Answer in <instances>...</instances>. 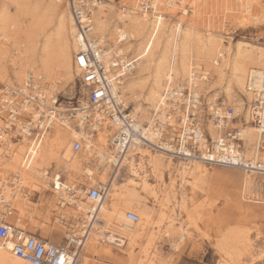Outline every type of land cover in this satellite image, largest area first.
<instances>
[{
    "label": "bare ground",
    "instance_id": "bare-ground-1",
    "mask_svg": "<svg viewBox=\"0 0 264 264\" xmlns=\"http://www.w3.org/2000/svg\"><path fill=\"white\" fill-rule=\"evenodd\" d=\"M186 1L183 0V6L187 4ZM198 1L195 0L189 5L192 10H196ZM249 1L251 6L257 5V0ZM135 2L137 0H124L123 8H117L113 2L98 4L93 10L91 33L88 39L97 46L106 48L96 51V56L105 65L111 57L115 56L129 63L130 68L127 72L119 73L117 70L115 72L121 76L118 90H120L123 105L137 119L138 124L146 122L151 111L165 101L168 90L175 87L171 85H177L180 90L187 88L189 93L194 92L196 97H200L196 89L198 84L199 92H201L208 85L223 80L225 81L223 91L227 100L232 101L236 99L234 98L236 96L246 99L233 106L236 116L238 114L243 117L237 120L242 140L240 150L242 161L240 162L244 163V160L264 162V147L261 144L262 141L264 142V135H260L259 127L251 122L248 106L253 98L247 92V87L259 89L264 83V52L238 49L231 63L224 69L214 72L215 75H213L211 67L215 65L217 46L224 45L221 38H217L218 41H216L209 33L202 36L200 33L190 31L180 35L176 28H172L167 34L162 28V14L174 8V1L153 0L154 11L149 16L137 13ZM63 4L62 0H49L47 7L41 13V18L36 15V18L32 20L29 27L30 34L27 37L29 43L27 50L21 51L17 58L11 60L6 66L0 63V84L5 89L15 87L13 80L20 86L29 76H32L37 82L36 85H41L45 94L51 96L53 93H61V80L70 83L79 76L80 70L73 61L78 51L76 31L67 7L60 9ZM128 4L134 8L129 7ZM236 16L238 22L247 21L242 14ZM253 21H263V18L256 17ZM50 23L53 24L51 32L45 33ZM6 28L7 19L1 17L0 33H3L4 37ZM43 33L45 34L40 49L41 54L37 59V40ZM178 40H182L180 46H177ZM10 71L13 77H10ZM237 90L238 92L235 93ZM83 92H86L84 88ZM1 93L0 103L4 100ZM221 103L226 104L225 101ZM218 104L212 103L208 107L204 102L202 103L208 112ZM2 106L0 104V107ZM41 109L44 107L41 106ZM202 109L204 108L201 106ZM56 110L59 115L65 111L60 105L56 107ZM23 111L22 116L37 122L38 112L32 107H25ZM50 120L53 123L49 125V128L33 139L28 123L18 121L13 125L3 120L0 113V206L2 207L0 212L6 211L10 204L19 212L25 211V208L30 205L47 211L53 209L57 213L54 220L58 224V229L61 227L74 234L77 231L84 237L79 250L71 256V264H84L83 250L87 249L91 242L98 240L120 248L128 246L126 251L131 260H133L135 246L142 239L147 240L146 246L140 252L142 258L148 256L149 251L153 249L154 240L160 233L168 238L176 237L174 241L176 246L183 241L189 233L188 229L175 224L177 219L170 206L178 205V210L180 208L187 213L184 227L194 224L193 216L191 218L189 209L185 207L182 186L186 183L190 189H196L207 175L206 164L198 160L188 162L175 160L169 155L143 148H136L118 156L116 149L110 146V136L115 126L112 129L107 127L99 129L91 137L92 139L84 137L86 142L83 144V149L78 153H73L71 149V155H69L70 143L82 138V132L67 124L61 125L57 116ZM204 126L213 138L220 136L221 131L214 127L210 118H206ZM258 145L262 148L258 149ZM53 166L55 173L50 175L49 170ZM221 167L243 173L241 189L245 181L252 179L242 170ZM59 168L64 171L65 179L59 177ZM121 170H124L126 177L118 181L117 175ZM107 173L111 174L108 181ZM167 173L169 183L164 184L163 178ZM80 175H85L86 179L92 183L96 182L95 184L104 192L103 194L109 195L111 204H104L103 196L95 204L90 202L86 192L77 185ZM174 176H178L180 180V195H178L180 201H176ZM149 177L156 179L155 182L160 184L157 189L148 183ZM121 190L125 191V196L120 194ZM138 190L147 195L150 194L155 207H148ZM32 194L39 196L37 201L39 204H33L30 201ZM48 194H51V197H48ZM76 194L84 196V200L77 199ZM240 199L244 203H250L245 200L242 190ZM258 203L264 204V201ZM233 206L245 218H251L252 221L264 220V211L256 212V209L254 211L238 203ZM132 210H135L139 217L136 223L126 219V212ZM211 214V208L206 210L208 217H211ZM198 219L201 220V218ZM99 222L102 224L100 225ZM43 229V226L36 225L27 231L37 237V230L42 232ZM248 232V229L240 233L232 232L233 237L230 236L235 242L233 245L236 244L239 249L242 247L245 253L251 254L253 248ZM57 233L60 232L57 231ZM50 235L52 236L53 233ZM37 238L47 237L42 235ZM45 242L57 246L47 240ZM260 252L264 254V249ZM0 264L27 263L17 258L12 253L11 244L7 243L0 244Z\"/></svg>",
    "mask_w": 264,
    "mask_h": 264
},
{
    "label": "built area",
    "instance_id": "built-area-1",
    "mask_svg": "<svg viewBox=\"0 0 264 264\" xmlns=\"http://www.w3.org/2000/svg\"><path fill=\"white\" fill-rule=\"evenodd\" d=\"M123 1L65 0L64 4L75 27L78 46L73 61L80 70L78 79L86 92L75 102L62 101L61 93H53L51 96L45 94L41 85H36V80L29 76L23 85L6 89L3 87L1 95L4 100L0 103L3 105L0 107L2 119L13 125L18 121L26 122L29 124V131L38 135L47 130L53 123L50 119L57 116L61 125L67 124L82 132V138L72 143L73 153L83 149L86 142L84 137L92 139L99 129H112L115 126L110 136V146L116 149L118 156L143 148L169 155L175 160H198L208 166L239 169L252 178L242 186L245 200L250 203L263 202L264 162H240L242 140L237 120L241 115L236 116L233 106L222 104L219 100L218 106L208 112L200 97H196L194 92L189 93L187 88L180 90L177 85L168 90L165 101L154 108L148 120L141 125L123 105L118 90L121 78L118 72H127L129 63L115 56L105 65L96 56V51L106 48L99 47L88 39L95 7L101 3L113 2L117 8H123ZM152 2L153 0H137L135 11L139 14L153 12ZM115 70L118 71L117 74ZM247 92L253 98L248 106L251 122L259 127V134L264 135V83L259 89L247 87ZM58 105L65 109L60 115L56 110ZM201 106L204 109L201 110ZM25 107H32L38 112L37 122L21 115ZM206 118H210L214 127L221 131L219 137L209 135L204 126ZM261 144L264 145V142ZM259 148L262 147L258 145ZM85 192L93 204L104 193L96 184ZM0 214V244L10 243L12 253L27 264H71L73 252L79 250L84 240L82 235L68 231L64 235V241L55 246L7 221V216L12 214L9 208ZM126 219L136 223L139 217L132 211L126 213Z\"/></svg>",
    "mask_w": 264,
    "mask_h": 264
},
{
    "label": "rangeland",
    "instance_id": "rangeland-1",
    "mask_svg": "<svg viewBox=\"0 0 264 264\" xmlns=\"http://www.w3.org/2000/svg\"><path fill=\"white\" fill-rule=\"evenodd\" d=\"M62 1L64 2L65 0ZM173 1L175 3L174 8L162 14V28L167 34L172 28H176L180 32V35L185 31H190L191 33H200L202 36L209 33L216 41H218L217 38L222 39L224 45L218 44L219 46H217V56L215 54V65L211 67V74L215 75L214 72L216 73L224 69L226 65H229L233 56L236 54L235 51L238 49L241 51L257 50L264 52V0H257L255 7L251 6L249 0H199V4L195 8L196 10H192L189 6L195 0H187L185 6L182 5L183 0ZM48 3L49 0H0V19L1 17L7 19L5 37L3 33H0L1 65H8L11 60L17 58L21 51L27 50L29 44L27 37L30 34L29 27L31 26L32 20L36 15V17L41 18V13L47 7ZM136 5L137 2H135V9ZM64 6L63 4L60 9ZM129 7L134 8L132 5H129ZM241 14L247 18V21L238 22L236 20V15ZM144 15L149 16L150 13H144ZM256 17H262L263 21L254 22L253 18ZM52 25L50 23L47 26L48 28L45 29V33L51 32ZM45 33L40 35L37 40V59L41 54L40 49ZM181 42L182 40H178L177 46H180ZM10 77H13L11 71ZM60 82V85H62L60 94L62 101L70 100L71 102H75V100L82 97L83 88L80 85L78 77H75L70 83L63 80ZM224 82L223 80H218V83L208 85L201 92H199L200 86L198 84L196 89L205 105L209 107L210 104H217L220 100L221 102L225 101L226 104L231 106H236V103L243 102V100L246 101V99L239 96L234 97L236 99L232 101L227 100L223 91ZM15 85L18 84L13 80V86ZM174 86L176 85H171V87ZM3 87L0 84V93ZM237 92L238 90L235 93ZM36 137V134L31 135L33 139ZM14 142L17 143V141ZM70 144L69 155H71L72 142ZM262 146L264 147V145ZM205 166L207 167V175L203 179V182L200 185L198 184L196 189H190L186 183L182 186L185 194V207L189 209L191 218L193 216L192 219L195 220H193L194 224L184 227L185 221L187 220V213L180 210V208L178 210V205L174 204L170 206L177 219L175 224L183 226L185 229L187 228L188 234H191H186L183 241L178 243V246L174 244L176 237L168 238L162 236V233H160L157 239L154 240L153 249L149 251L147 257L142 258L140 253L147 242L146 239H142L135 246L133 260H131L126 251L128 246L120 248L104 242L102 243L101 240H98L97 242H91L87 249L83 250L82 255L85 257V260H83L84 264H139L138 262H141L140 264H264V254L260 252L264 249V220L258 219L252 221L251 218H245L233 206L235 203H238L254 211L256 209V212H258L264 211V204L244 203L240 199L242 190L240 187L244 178L242 172L223 167ZM49 173L50 175L55 173L54 166L49 170ZM121 173L122 176L118 181L126 177L124 170ZM58 175L61 179L66 178L62 168H59ZM106 175V180L108 181L111 174L107 173ZM174 177L176 201H180V196H178L180 195V180L178 176ZM163 179L164 184L169 183L168 173ZM97 181L99 180L97 179ZM155 181L156 179L152 177L148 178V183L157 189L160 184ZM95 183L87 180L85 175L78 176L77 185L84 192L87 188L94 186ZM121 191L122 193L120 194L125 196V191ZM139 192L140 190H138ZM76 195L77 199L84 200V196L82 197L80 194ZM139 195L143 197V202L148 207H155L150 194L147 195L141 191ZM47 196L51 197V194ZM108 196L103 194V202L106 205L111 204V199ZM29 199L33 204H38L39 196L32 194ZM7 203L9 204L10 202ZM8 208L12 213L10 216H7V220L10 223L25 230L32 229L36 225L43 226L44 231L37 230V234L54 239L58 243L64 241V235L69 231L61 227L58 229V224L54 220L57 213L53 209L47 211L43 208H35L33 205H30L25 208V211L19 212L11 204ZM210 208L212 214L211 217H208L206 210ZM132 211L135 212V210ZM198 218H201V220ZM99 223L100 225L102 224L101 222ZM247 229L249 230L248 237L253 248L251 254L245 253L242 247L239 249L236 244L233 245L235 242L231 239L233 237L232 232L240 233ZM57 231L60 233H57ZM52 233L53 235L51 236L50 234ZM75 235H79V233L76 231Z\"/></svg>",
    "mask_w": 264,
    "mask_h": 264
},
{
    "label": "crops",
    "instance_id": "crops-1",
    "mask_svg": "<svg viewBox=\"0 0 264 264\" xmlns=\"http://www.w3.org/2000/svg\"><path fill=\"white\" fill-rule=\"evenodd\" d=\"M122 171V170H121ZM117 176H119L117 179H120L121 178V176H122V173L120 172L119 173V175H117ZM39 204V203H38ZM13 224V223H12ZM20 228V227H19ZM21 229V228H20ZM21 230H25V229H21ZM25 231H27V230H25ZM28 232V231H27ZM37 237H39L40 235H36ZM41 238V237H40ZM43 239H45V240H47L48 242H51V243H53V244H56V245H59V244H61V243H58V242H55L54 240H51V239H49V238H43Z\"/></svg>",
    "mask_w": 264,
    "mask_h": 264
}]
</instances>
